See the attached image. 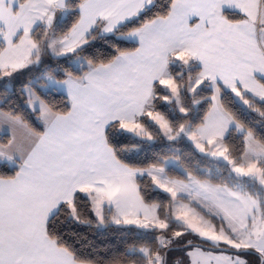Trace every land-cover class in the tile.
<instances>
[{
    "label": "snow or ice",
    "instance_id": "obj_1",
    "mask_svg": "<svg viewBox=\"0 0 264 264\" xmlns=\"http://www.w3.org/2000/svg\"><path fill=\"white\" fill-rule=\"evenodd\" d=\"M0 264H264V0H0Z\"/></svg>",
    "mask_w": 264,
    "mask_h": 264
},
{
    "label": "trees",
    "instance_id": "obj_2",
    "mask_svg": "<svg viewBox=\"0 0 264 264\" xmlns=\"http://www.w3.org/2000/svg\"><path fill=\"white\" fill-rule=\"evenodd\" d=\"M94 51H97L99 54H106V49L102 44L97 45ZM193 162L195 163V161ZM76 231L80 232L84 237L80 241V244L85 246V251L89 250L88 246H90L91 250L99 252L101 255H111L123 249L120 238L113 234H102L96 232L94 229L87 228H77Z\"/></svg>",
    "mask_w": 264,
    "mask_h": 264
}]
</instances>
